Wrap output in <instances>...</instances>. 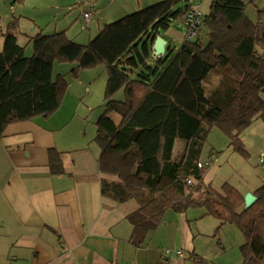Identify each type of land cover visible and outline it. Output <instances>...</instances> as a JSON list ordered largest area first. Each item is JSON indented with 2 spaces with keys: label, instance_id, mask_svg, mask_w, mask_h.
<instances>
[{
  "label": "trees",
  "instance_id": "obj_1",
  "mask_svg": "<svg viewBox=\"0 0 264 264\" xmlns=\"http://www.w3.org/2000/svg\"><path fill=\"white\" fill-rule=\"evenodd\" d=\"M22 0H13V2ZM184 5L180 6V4ZM243 0H211L203 34L151 57L152 43L191 9L189 0H162L104 25L87 44L65 32L30 38L31 57L17 42V20L2 34L0 51V137L5 126L55 112L66 93L63 76L53 80L54 63H70L72 73L104 66V110L96 122L99 171L115 177L101 183V195L117 203L133 200L127 216L132 241L140 247L167 211L202 208L205 216L234 225L244 237L242 264H264V183L255 203L224 183L219 191L204 183L198 168L202 146L213 127L247 158L241 140L256 119L264 123V28L244 14ZM206 37V40L203 39ZM123 91V100L114 96ZM118 114L115 123L111 114ZM184 142L177 160L175 141ZM60 153L48 151L53 175L64 173ZM190 179L191 184H187ZM219 228V227H218ZM160 264H170L163 259Z\"/></svg>",
  "mask_w": 264,
  "mask_h": 264
},
{
  "label": "crops",
  "instance_id": "obj_2",
  "mask_svg": "<svg viewBox=\"0 0 264 264\" xmlns=\"http://www.w3.org/2000/svg\"><path fill=\"white\" fill-rule=\"evenodd\" d=\"M61 1L51 7L55 16L73 4L81 3L86 7L83 0ZM38 2L25 0L27 6L34 8ZM90 6V10L94 9ZM21 12L13 8L11 19L17 20V33L22 36L27 35L21 30L22 20L29 17ZM94 12L88 26L98 15L96 10ZM9 21L0 22V51L1 35ZM34 22L36 27L32 26L31 32L39 28L37 21ZM62 23L67 27L58 32H65L67 36L73 22ZM160 36L165 39L163 33ZM54 70L53 65V80L63 76L57 70L55 77ZM77 101L67 90L51 115L11 123L3 129L0 137V264H160L165 257L159 247L148 245L160 224L136 247L127 216L137 210V203L133 200L117 203L101 195V183L116 180L102 174L98 167L100 148L95 142L96 122L102 114L94 123L95 135H91ZM176 143L174 160L184 149L183 144L174 155ZM51 149L61 155L64 170L61 175L50 172L48 151ZM261 185L262 182L258 187ZM257 188L241 193H253Z\"/></svg>",
  "mask_w": 264,
  "mask_h": 264
},
{
  "label": "rangeland",
  "instance_id": "obj_3",
  "mask_svg": "<svg viewBox=\"0 0 264 264\" xmlns=\"http://www.w3.org/2000/svg\"><path fill=\"white\" fill-rule=\"evenodd\" d=\"M60 1L39 0L34 8L27 6L25 0L15 3L13 0H0L1 23L9 21L13 17L9 12L10 5H13L15 11L21 10L23 15L29 17L22 20L21 27V30L27 35L21 36L19 32L17 33V42L24 47V50L26 49V57H31L33 54L30 38L41 33V29L43 34L51 35L67 27L62 22H73L67 36L75 43L87 45L104 27L105 23L122 19L162 0H83V5L86 4V7H83L81 3L73 4L67 10L60 11L62 14L55 16V10L52 8ZM189 1L191 8L200 10L203 16L208 13L211 0ZM243 2L245 16L254 23H259L260 29H263L264 0H243ZM90 5H93L94 9L90 10ZM182 5L184 3L180 4V6ZM94 10L98 12L95 19L97 21L93 20L92 24L88 26L84 23L82 15L85 11L95 15ZM17 16L18 14L15 13L14 17L17 18ZM34 21H37L39 28L31 32L29 29L34 26ZM185 34L186 30L182 22L175 20L169 30L163 33L168 42L167 47L171 48L173 52L177 51L184 42ZM202 34L200 32L198 36L200 37ZM203 39L206 40V37ZM73 67L74 64L56 62L54 75L56 77L57 70L63 74V78L68 84V92H72L78 100L79 112L86 119L90 134L95 135L94 123L103 112L107 73L104 66H97L92 69L78 70L75 75L72 73ZM262 98L264 100V92ZM113 99L123 100V91H119ZM110 116L115 123L119 122L118 114L112 113ZM252 125L241 134L242 142L248 153L247 158L232 150L230 139L223 131L217 127L210 130L200 155L201 161H207L211 154L214 155V159L205 169L204 183L206 185L211 184L213 189L219 191L220 187L227 183L243 193L257 188L260 182L264 183V167L258 162V156L264 150V123L258 118ZM176 142L174 155L184 144L180 140ZM204 213L205 210L202 208H190L182 214L167 211L160 222L157 233H153L148 245L159 247L163 255L165 250H170L171 255H164L165 259H169L170 264H242L240 247L244 243V237L239 229L229 224L220 227V221L205 216ZM176 251H180L182 256L178 257L175 254Z\"/></svg>",
  "mask_w": 264,
  "mask_h": 264
},
{
  "label": "built area",
  "instance_id": "obj_4",
  "mask_svg": "<svg viewBox=\"0 0 264 264\" xmlns=\"http://www.w3.org/2000/svg\"><path fill=\"white\" fill-rule=\"evenodd\" d=\"M12 10H13V8H12V6H10L9 7L10 14L12 13ZM93 16H94L93 13H91L89 11L84 12L83 13L84 23L88 25L90 23V21L92 20ZM202 20H203V14L198 9L191 8L186 13V15L184 16V18L181 21L182 25L184 26V28L186 30L184 41H192V40L197 38L199 31L201 29ZM4 33L5 32L3 31L2 34H4ZM213 159H214V156L211 155L208 159L209 161L208 160L204 161V162L199 161L197 164L198 168H202V169L207 168ZM258 162L260 165H262L264 167V150L260 152V154L258 156ZM191 182L192 181L190 179H187V181H186L187 184H191ZM171 253L172 252L170 250H165L164 255L165 256L171 255ZM175 254L178 257L182 256V253L180 251H176Z\"/></svg>",
  "mask_w": 264,
  "mask_h": 264
},
{
  "label": "water",
  "instance_id": "obj_5",
  "mask_svg": "<svg viewBox=\"0 0 264 264\" xmlns=\"http://www.w3.org/2000/svg\"><path fill=\"white\" fill-rule=\"evenodd\" d=\"M166 40L162 36H157L152 43L151 57L153 60L161 58L167 49ZM256 201V197L253 193H246L244 195V208L247 209L252 206Z\"/></svg>",
  "mask_w": 264,
  "mask_h": 264
}]
</instances>
